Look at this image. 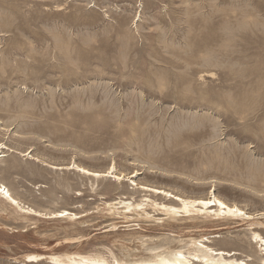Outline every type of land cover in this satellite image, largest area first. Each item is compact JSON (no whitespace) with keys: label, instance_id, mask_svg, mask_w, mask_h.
Segmentation results:
<instances>
[{"label":"rangeland","instance_id":"374dc122","mask_svg":"<svg viewBox=\"0 0 264 264\" xmlns=\"http://www.w3.org/2000/svg\"><path fill=\"white\" fill-rule=\"evenodd\" d=\"M0 143V182L21 203L77 215L23 221L0 203V264L76 252L110 260L115 243L165 234L103 210L119 198L144 201L132 181L190 198L214 187L261 213L264 0H0ZM73 163L137 176L119 187ZM217 222L182 224L177 235H220L213 246L257 264L256 227Z\"/></svg>","mask_w":264,"mask_h":264},{"label":"bare ground","instance_id":"6f19581e","mask_svg":"<svg viewBox=\"0 0 264 264\" xmlns=\"http://www.w3.org/2000/svg\"><path fill=\"white\" fill-rule=\"evenodd\" d=\"M5 149L6 146L0 143V159L6 157L3 151ZM35 161L38 163L41 162L39 159ZM72 168L77 170L83 177L94 181L112 177L115 180L116 186L119 187H122V181L125 180L130 182L131 179L137 176V172H132V174H130L131 176H124L121 173L120 175L118 173L116 174L114 165H111V167L103 172L89 170L74 163L72 164ZM56 169L70 170L69 167L65 168L60 166ZM131 186H133L136 191L148 194L147 198L144 201L119 198L116 199L117 202L114 198L115 202L105 203L103 210L115 219L122 220L123 224L133 223L134 225L135 223L138 227H141V225H149L156 227L154 231H166L165 234L156 237L137 238L130 241L127 246L115 243L114 247L117 249L119 256L117 257L114 253L109 252L110 260L101 253L82 254L76 252L61 255L51 254L48 256L42 254H27L23 257L22 261L28 263L46 261L48 264H247L246 261L238 257L240 252L236 250H224L213 246V240L220 239V235L211 238H204V236L198 238H183V236L177 235L179 231H182L179 230L182 224L189 225L197 222L204 224L207 220H216L218 222L214 223L212 226L215 228L218 227V230H225L226 226L229 225L228 222L230 220H235L251 222L249 226L256 227V231L252 229L250 233V243H254L255 247H258L259 252L263 253V257H259V255L257 258H254V255L251 257H253L252 259H257V264H264V235L262 236L263 233H260L262 231L259 230L264 227V225L256 221L257 217L264 218V210L256 215L254 213H247L244 208H240L237 204L228 203L222 200L221 197H217L214 187L209 190L207 197L190 198L162 188L152 187L151 185H139L134 183V181L131 182ZM131 197L132 196H130V198ZM19 200L10 192L6 185L0 182V203L3 204L5 208L11 210L19 220L39 221L42 219L54 221L56 223L63 221L75 222L77 220L76 214L67 212L66 210L43 214L26 206ZM83 223L84 222H81V224ZM188 225L185 229L190 231L192 227ZM24 226L25 225H23V227ZM111 227L113 229L116 228L114 225ZM126 227L132 226L126 225ZM11 229L14 230V228ZM24 229H28V226ZM80 239H82V237H80L79 240ZM222 239L226 241V238L222 237ZM239 240L241 241V239ZM249 246H251V244Z\"/></svg>","mask_w":264,"mask_h":264}]
</instances>
